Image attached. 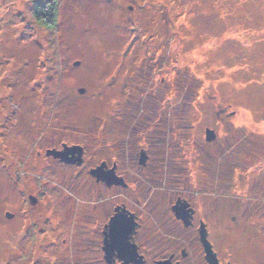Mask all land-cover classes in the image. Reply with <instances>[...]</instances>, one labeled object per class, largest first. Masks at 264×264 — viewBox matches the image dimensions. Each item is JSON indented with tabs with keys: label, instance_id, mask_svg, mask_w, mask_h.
Here are the masks:
<instances>
[{
	"label": "rangeland",
	"instance_id": "1",
	"mask_svg": "<svg viewBox=\"0 0 264 264\" xmlns=\"http://www.w3.org/2000/svg\"><path fill=\"white\" fill-rule=\"evenodd\" d=\"M53 3L0 0V174L22 137L111 155L125 136L116 110L143 79L152 97L137 103L159 158L138 205L173 228L165 237L180 241L166 242L187 249L186 264L210 262L194 227L176 221L178 195L196 208L197 231L207 223L215 264H264V0H56L57 22L44 13ZM79 172L39 177L36 205L20 194L38 191L33 177L29 189L0 177V264H102L96 217L115 199L102 203Z\"/></svg>",
	"mask_w": 264,
	"mask_h": 264
},
{
	"label": "flooded vegetation",
	"instance_id": "2",
	"mask_svg": "<svg viewBox=\"0 0 264 264\" xmlns=\"http://www.w3.org/2000/svg\"><path fill=\"white\" fill-rule=\"evenodd\" d=\"M44 13L49 16V21L57 22V15H51L49 11ZM164 80L165 78L162 76L161 82ZM148 82L150 87L157 84H154L153 80ZM137 83L143 86V88L140 87L137 90L140 91V94L135 96V94L129 93L124 100V103L127 102V104H121L120 108L116 110L117 120L121 124V127L116 129L118 132H123L125 136H119V139L111 147L109 146L112 151L111 155L101 157L98 152L94 156L95 152L92 151V146H88L87 142H81L80 140L69 142L52 138L49 142H45L46 146H41L39 140L29 139V141L22 137L20 142L15 143L13 147L11 146V149L7 150V159L12 164V171L0 174V177H19V181L25 189H29L28 183L33 177L34 188L36 187L38 191L32 190L30 193L24 191L20 194L23 196V203L36 205L39 202L38 195H40L37 192L41 191L37 181L39 177H55L56 175L58 177H68L66 174L60 176L58 173L51 175V172H54L56 168L60 171L67 169L80 170L77 177H91L92 187H95L96 192H100L102 203H105V195L115 199L114 201L111 200L108 206L107 204L103 206V209L99 211V218L96 217V220L99 221L96 225L101 229V257L99 262L102 264H186L185 262L189 256L187 249L185 247L179 248L178 244L175 243H172V248L167 243L173 237L167 238L165 236L167 233L169 235V231H172L173 228L165 224L161 214H156L153 217L152 213H149V207L145 205V202L141 206L138 205V202H142L140 197L143 199L145 197V195L143 197L140 195V190L143 189L139 190V188L144 185L145 180L152 178L149 170L152 169L153 161L159 157L157 154V157H154L153 143L150 140L151 135H149L153 123L152 115L144 107V104L141 106L140 103H137V101L142 102L145 99H150L152 94L143 79L137 80ZM132 102L139 106V110L138 108L134 109ZM158 126L162 131V126ZM165 132L162 131V133ZM23 139L24 141H22ZM75 146L79 147L74 148ZM161 146L162 143L158 147L154 146L156 153L160 152ZM33 150L35 152H32ZM97 169L100 170L96 174ZM42 193H45V191H42ZM120 195L125 199H119ZM133 195L135 200L132 199ZM127 199L132 200L130 204H128ZM174 200L175 204L172 205V210L175 213L176 221L185 227H194L195 238L199 242L202 226L204 225L208 238V226L203 219L200 220L199 231H197L195 222L198 216L194 205L185 196L178 195ZM183 204L186 205V210L192 209L191 216L187 218L189 222L182 214H177L175 209L177 205L182 206ZM8 213L12 215L10 216ZM6 215L13 218L15 214L6 211ZM202 222L204 223L202 224ZM177 228L175 227V229ZM91 231L94 232L92 228L87 231V237L92 234ZM34 237L30 239L34 241ZM173 241L178 242L180 238L176 239L174 237ZM120 244L131 245L134 249L132 254L129 255L127 251L121 250ZM168 248H171L172 251H168Z\"/></svg>",
	"mask_w": 264,
	"mask_h": 264
},
{
	"label": "water",
	"instance_id": "3",
	"mask_svg": "<svg viewBox=\"0 0 264 264\" xmlns=\"http://www.w3.org/2000/svg\"><path fill=\"white\" fill-rule=\"evenodd\" d=\"M84 90L83 89H81V92H83ZM215 137V132L213 131V130H211V129H207V139L208 140H212L213 138ZM79 146H75L74 148H78ZM100 169H97L96 170V174H97V172L99 171ZM185 207H186V205L185 204H183L182 206H180V205H177L176 207H175V209H176V211H177V214H179V215H183V217L186 219V221L187 222H189L188 221V217L189 216H191V211H192V209H188V210H186L185 209ZM185 210V211H184ZM8 215H12L11 213H8ZM203 228H202V230H201V240L203 241V243L206 245V249H207V258L209 259V262H210V264H215V262L216 263H218L217 262V257H216V255H215V253H214V251H213V249H212V245H211V243L208 241V239H207V236H206V228H205V226L203 225L202 226ZM119 247H120V249L121 250H123V251H127V253L130 255V254H132V250H134V249H132V247H131V245H129V244H120L119 245ZM134 248L136 249V247L134 246ZM215 261V262H214Z\"/></svg>",
	"mask_w": 264,
	"mask_h": 264
},
{
	"label": "trees",
	"instance_id": "4",
	"mask_svg": "<svg viewBox=\"0 0 264 264\" xmlns=\"http://www.w3.org/2000/svg\"><path fill=\"white\" fill-rule=\"evenodd\" d=\"M47 2L48 1H50V0H46ZM51 1H54V3H53V5L51 6V8H50V10L48 9V11H49V13L51 14V15H57V4H56V0H51ZM42 3H44V2H42ZM40 6H43L44 7V4H41V2L40 3H38V7L40 8ZM37 7V8H38ZM42 7V8H43ZM43 10V9H42Z\"/></svg>",
	"mask_w": 264,
	"mask_h": 264
},
{
	"label": "snow or ice",
	"instance_id": "5",
	"mask_svg": "<svg viewBox=\"0 0 264 264\" xmlns=\"http://www.w3.org/2000/svg\"><path fill=\"white\" fill-rule=\"evenodd\" d=\"M120 226L118 225V228H119Z\"/></svg>",
	"mask_w": 264,
	"mask_h": 264
}]
</instances>
